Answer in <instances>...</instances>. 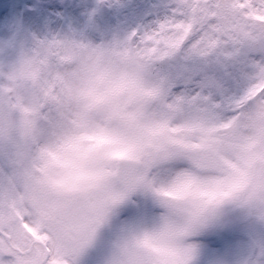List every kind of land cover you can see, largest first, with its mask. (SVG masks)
<instances>
[{
    "label": "clouds",
    "instance_id": "9594fccd",
    "mask_svg": "<svg viewBox=\"0 0 264 264\" xmlns=\"http://www.w3.org/2000/svg\"><path fill=\"white\" fill-rule=\"evenodd\" d=\"M134 36H50L0 63V165L65 264H213L201 240L223 221L264 234V73L179 95Z\"/></svg>",
    "mask_w": 264,
    "mask_h": 264
},
{
    "label": "rangeland",
    "instance_id": "374dc122",
    "mask_svg": "<svg viewBox=\"0 0 264 264\" xmlns=\"http://www.w3.org/2000/svg\"><path fill=\"white\" fill-rule=\"evenodd\" d=\"M174 3L175 0H0V63L11 61L34 40L50 36L72 35L102 44L154 29L170 18ZM166 67L165 74L179 95L193 92L199 83L226 98V94L240 90L246 76L239 64L226 72L215 60H193L186 52L173 54ZM201 242L215 257L213 264H227L229 257L235 264H258V257L253 259V255L256 249H264V234L246 221L233 218L220 223L219 228L215 226Z\"/></svg>",
    "mask_w": 264,
    "mask_h": 264
},
{
    "label": "snow or ice",
    "instance_id": "6c2138e0",
    "mask_svg": "<svg viewBox=\"0 0 264 264\" xmlns=\"http://www.w3.org/2000/svg\"><path fill=\"white\" fill-rule=\"evenodd\" d=\"M262 25L264 0H175L169 19L154 29L135 32L133 39L149 54L162 58L186 52L193 60H215L226 72L239 64L241 71L264 73ZM217 142L208 139L204 146L211 149ZM242 162L250 167L252 154ZM238 175L232 191L248 180L246 170H239ZM25 211L15 171L11 165H0V264H65L63 251L47 243Z\"/></svg>",
    "mask_w": 264,
    "mask_h": 264
},
{
    "label": "flooded vegetation",
    "instance_id": "af4514ba",
    "mask_svg": "<svg viewBox=\"0 0 264 264\" xmlns=\"http://www.w3.org/2000/svg\"><path fill=\"white\" fill-rule=\"evenodd\" d=\"M220 227V224L219 225H217V228H219ZM204 242V241H203ZM202 243V242H201ZM205 243V242H204ZM204 243H202V246H203V248H204ZM213 246H214V249L216 248V243H213Z\"/></svg>",
    "mask_w": 264,
    "mask_h": 264
},
{
    "label": "water",
    "instance_id": "95a60500",
    "mask_svg": "<svg viewBox=\"0 0 264 264\" xmlns=\"http://www.w3.org/2000/svg\"><path fill=\"white\" fill-rule=\"evenodd\" d=\"M164 70V65L161 66V71Z\"/></svg>",
    "mask_w": 264,
    "mask_h": 264
}]
</instances>
